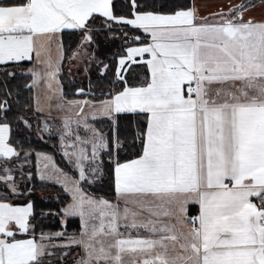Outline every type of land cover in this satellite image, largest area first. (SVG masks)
I'll list each match as a JSON object with an SVG mask.
<instances>
[{"label":"snow or ice","instance_id":"1","mask_svg":"<svg viewBox=\"0 0 264 264\" xmlns=\"http://www.w3.org/2000/svg\"><path fill=\"white\" fill-rule=\"evenodd\" d=\"M0 264H264V0H0Z\"/></svg>","mask_w":264,"mask_h":264},{"label":"crops","instance_id":"2","mask_svg":"<svg viewBox=\"0 0 264 264\" xmlns=\"http://www.w3.org/2000/svg\"><path fill=\"white\" fill-rule=\"evenodd\" d=\"M223 0H208V4L210 7H215L217 4L222 3ZM39 196V193L37 194Z\"/></svg>","mask_w":264,"mask_h":264},{"label":"trees","instance_id":"3","mask_svg":"<svg viewBox=\"0 0 264 264\" xmlns=\"http://www.w3.org/2000/svg\"><path fill=\"white\" fill-rule=\"evenodd\" d=\"M50 189H53V192L56 190V189H55V186H49V190H50Z\"/></svg>","mask_w":264,"mask_h":264},{"label":"rangeland","instance_id":"4","mask_svg":"<svg viewBox=\"0 0 264 264\" xmlns=\"http://www.w3.org/2000/svg\"><path fill=\"white\" fill-rule=\"evenodd\" d=\"M52 192H53V189H50V190H49V194H51Z\"/></svg>","mask_w":264,"mask_h":264}]
</instances>
